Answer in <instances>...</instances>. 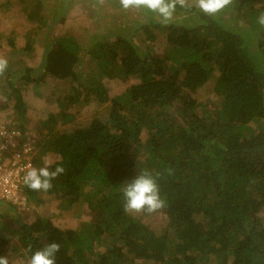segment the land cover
I'll list each match as a JSON object with an SVG mask.
<instances>
[{
  "label": "trees",
  "instance_id": "trees-1",
  "mask_svg": "<svg viewBox=\"0 0 264 264\" xmlns=\"http://www.w3.org/2000/svg\"><path fill=\"white\" fill-rule=\"evenodd\" d=\"M228 9L246 28L228 27L222 12L208 17L193 8L177 10L194 16L192 24L142 25L151 42V29L165 33L163 43L145 49L130 36L98 37L86 51L94 76L82 83L75 69L82 49L72 37L54 40L37 68L8 61L0 92L11 104L12 123L0 124L19 128L20 142L28 139L26 88L46 77L72 82L56 98L59 122L50 113L40 122L39 141L31 142L38 148L32 167L43 166L40 157L50 152L52 167L65 171L47 191L22 183L25 202L19 206L39 205L42 194L52 195L62 209L85 204L89 219L62 229L36 216L5 229L15 207L0 201V230L12 232H0V256L13 255L8 244L15 240L18 264L51 242L60 244L56 264H208L211 258L217 264H264V26L258 23L264 0H234ZM29 19L38 21L35 30L46 22L38 11ZM32 36L21 54L32 50ZM105 77L137 81L109 97ZM211 80L215 108L195 97ZM87 101L108 103L107 115L73 123L68 108ZM143 170L160 173L165 206L156 211L163 216L158 229L142 219L147 212L124 211L123 186Z\"/></svg>",
  "mask_w": 264,
  "mask_h": 264
},
{
  "label": "rangeland",
  "instance_id": "rangeland-1",
  "mask_svg": "<svg viewBox=\"0 0 264 264\" xmlns=\"http://www.w3.org/2000/svg\"><path fill=\"white\" fill-rule=\"evenodd\" d=\"M33 11H38L41 17L46 18L45 24L37 30H35V26L38 25V21L29 19V14ZM221 16L228 27L234 29L246 28L240 23L239 19L235 18L232 10L225 9ZM214 17H217V15ZM154 21L160 22V18L141 9L125 10L120 6L119 0H0V57H5L12 63L18 61L19 67H38L44 51L53 48L55 45L54 40L72 37L82 49V57L75 67L82 83L94 76L89 71L91 66L86 51L98 37L130 36L140 48L145 49L154 44L163 43L165 39V33L156 28L151 29L155 36L154 42L145 38L141 26L144 24L150 26L151 22ZM172 21L188 25L195 21V17L177 11ZM32 34V50L29 54H21L19 50L23 47L26 36ZM10 39L14 43L13 49L9 46ZM136 81L137 79L133 77H128L125 80L119 78L108 79L106 77L101 79L109 97L121 94ZM71 84L72 82L69 79L46 77L38 85L30 84L26 88V111L23 123L26 130L24 134L30 143L39 141L38 128L40 122L45 121L50 113H56L59 122L60 117L56 98H60L67 93ZM212 84L211 80L195 92L196 99L199 102L207 103L209 108H215L217 105V96L212 90ZM3 97L4 92L2 91L0 92V123L9 125L12 123V117L9 116L12 112L11 104H4ZM108 107V103L98 104L87 101L83 105L78 104L68 108V112L75 115L73 123H88L89 120L95 117L103 119L107 115ZM14 123L15 126H19L18 121ZM67 128L70 129V126H66L65 129ZM13 130L21 132L19 128ZM33 152L38 153V148ZM45 157L55 159L54 154L47 152L40 157L42 164ZM18 197L17 201L11 202L15 207L12 215L13 220L8 221L5 229L9 227L15 229L17 227L16 219L25 221L36 216L48 217L54 225L62 229L77 228L80 222L89 219L85 204L62 209L59 208V203H57L54 196L42 194L39 205H27L25 203V207L22 208L19 205H22L25 200L20 189L18 190ZM1 206L4 205L1 204ZM4 207H6L5 212H7L8 206ZM142 219L150 222V225L157 229L160 228L163 222V216L158 212L145 214ZM7 220L8 218L3 222ZM5 229L0 230L1 234L12 233ZM8 246H10V249L15 250L13 255L7 254L10 264L20 263L22 259L19 256V251L16 250L15 240H12ZM208 264H217V262L211 258Z\"/></svg>",
  "mask_w": 264,
  "mask_h": 264
},
{
  "label": "clouds",
  "instance_id": "clouds-1",
  "mask_svg": "<svg viewBox=\"0 0 264 264\" xmlns=\"http://www.w3.org/2000/svg\"><path fill=\"white\" fill-rule=\"evenodd\" d=\"M125 10L141 9L160 18L162 24L172 22L178 9H199L204 15L214 17L234 4V0H119ZM258 23L264 26V12L258 16ZM8 68V60L0 57V75ZM55 161L51 157L43 159V166L29 167L23 176V183L33 191H47L52 187V180L64 173L65 169L52 165ZM160 173L148 170L139 172L130 181H126L122 193L124 197V211L130 214L147 212L154 213L165 206L161 197L157 177ZM31 251V249H29ZM60 251V244L51 242L31 252L26 264H56V256ZM0 264H9V259L0 256Z\"/></svg>",
  "mask_w": 264,
  "mask_h": 264
},
{
  "label": "built area",
  "instance_id": "built-area-1",
  "mask_svg": "<svg viewBox=\"0 0 264 264\" xmlns=\"http://www.w3.org/2000/svg\"><path fill=\"white\" fill-rule=\"evenodd\" d=\"M20 140V132L8 130L0 124V201L15 202L19 199L18 190L23 176L32 167V145L29 140Z\"/></svg>",
  "mask_w": 264,
  "mask_h": 264
}]
</instances>
